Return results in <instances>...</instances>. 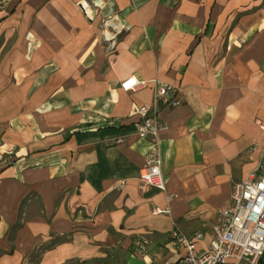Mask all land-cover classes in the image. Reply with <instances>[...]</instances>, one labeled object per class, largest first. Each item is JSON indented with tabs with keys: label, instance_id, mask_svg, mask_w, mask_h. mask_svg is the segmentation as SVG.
Returning a JSON list of instances; mask_svg holds the SVG:
<instances>
[{
	"label": "crops",
	"instance_id": "1",
	"mask_svg": "<svg viewBox=\"0 0 264 264\" xmlns=\"http://www.w3.org/2000/svg\"><path fill=\"white\" fill-rule=\"evenodd\" d=\"M157 84L165 192L138 182ZM263 166L264 0H0V264H181L173 230L205 249Z\"/></svg>",
	"mask_w": 264,
	"mask_h": 264
},
{
	"label": "built area",
	"instance_id": "2",
	"mask_svg": "<svg viewBox=\"0 0 264 264\" xmlns=\"http://www.w3.org/2000/svg\"><path fill=\"white\" fill-rule=\"evenodd\" d=\"M81 8L85 16L90 18L92 10L86 4H81ZM107 23V20L104 21L103 30L108 27ZM103 36L107 40L114 39L110 35ZM143 85L144 82L129 77L121 82L120 89L129 93ZM174 92L175 87L172 85L157 84L152 105L137 109L136 115L139 121L136 123V135L139 139L150 143V150L138 176L141 190L154 188L158 191H166V182L160 169L159 138L161 133L168 129V125L158 119L157 105L161 102L170 103L172 107L176 106L178 102L171 100ZM259 127L262 128L260 125ZM123 187V183L118 185L119 189ZM170 199L171 196H168L167 200ZM230 201L229 207L218 211L205 249L195 247L197 241L203 240V234L186 236L173 230L172 240L185 249L181 264H264V166L260 175L252 174L233 186ZM152 213L168 214L169 211L154 209ZM139 249L142 251L143 247L139 246Z\"/></svg>",
	"mask_w": 264,
	"mask_h": 264
}]
</instances>
